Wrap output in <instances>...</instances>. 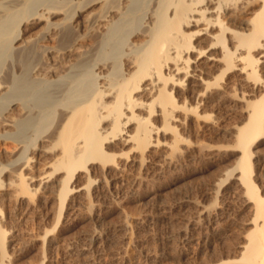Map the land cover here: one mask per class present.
I'll return each instance as SVG.
<instances>
[{
	"label": "bare ground",
	"instance_id": "obj_1",
	"mask_svg": "<svg viewBox=\"0 0 264 264\" xmlns=\"http://www.w3.org/2000/svg\"><path fill=\"white\" fill-rule=\"evenodd\" d=\"M239 1L0 0V73L9 60V70L0 77V140H11L15 151L7 163L0 158V187L5 184L2 174L22 160L37 161L50 170L36 188L34 177H27L26 168L20 169L25 163L20 165L12 171L9 193L0 201L27 213L53 209L60 200L62 215L70 194L73 200L84 201L88 180L96 181L97 193L104 198L106 183L123 186L125 178L145 162L162 168L153 148L162 143L169 147L171 142H162L159 132L162 128L175 132L172 123L182 124L185 118L180 113L193 108L180 102L177 92L186 86L183 95L194 99L202 96L198 88L205 85L215 96L213 103H221L228 85L215 84L218 90L212 81L234 70L237 83L255 98L249 102L251 109L241 111L242 121L231 128L221 126L222 117H211L208 124L237 139L238 175L227 178L230 183L223 187L230 186L236 195L246 188L243 191L255 201L254 229L239 248L242 262L264 264V197L252 178V146L264 139V81L262 89L253 83L264 71V0H242L243 7L237 5ZM248 14L251 17L246 19ZM44 59L51 76L40 72L38 65ZM56 65L68 69L56 71ZM180 73L185 77H176ZM151 117L161 124H153ZM39 191L45 194L37 197ZM98 213L91 217L96 224L103 221ZM5 214L0 208V218ZM16 231L0 225L2 264L9 262L10 250L16 255L20 248ZM88 238L97 240L96 235ZM87 250L82 248L83 253Z\"/></svg>",
	"mask_w": 264,
	"mask_h": 264
},
{
	"label": "rangeland",
	"instance_id": "obj_2",
	"mask_svg": "<svg viewBox=\"0 0 264 264\" xmlns=\"http://www.w3.org/2000/svg\"><path fill=\"white\" fill-rule=\"evenodd\" d=\"M241 2L242 0L237 5ZM241 6L245 4L241 3ZM249 17H251L250 14L245 18ZM145 27L146 24H143L142 29ZM42 43L40 42V46L45 44V42ZM192 56V60H195L197 54L193 53ZM8 61L0 77H4L6 70H9ZM43 62L47 61L44 59ZM42 63L38 66L42 67L40 72L45 75L48 62L43 65ZM58 67L56 65V71L66 72L65 70L68 69V65L60 66L61 69ZM259 72L256 75L259 79L254 82L253 79H256L254 77L251 81L256 83L257 88L262 89L264 71ZM176 77H185V73H180ZM212 82L218 90L220 89L218 87L228 85L225 89L227 98L221 103H213L215 96L209 94L212 92L205 90V85L198 88L202 96L198 95L194 99L183 95V91L188 90L186 86L177 92L178 100L183 104L186 103V107H193L194 111L196 109L197 113L195 114L192 110L188 113V110L186 113L183 111L184 115L180 113L185 118L182 124L172 123L176 128L175 132L165 128L159 132V139L162 142L163 140L171 142L170 148L165 147L162 142L161 146L153 148L156 152L152 155L162 160L160 170L154 168L149 164L150 162H145L144 167L139 168L138 171L135 169L134 173L131 172L130 176L125 178L123 186L116 184L115 187L106 183L105 185L110 187H105L108 197L104 198L100 196L101 193L98 194L100 190H97L96 181L88 180L92 182L88 184L86 181L88 186L84 183L86 186V188L84 186V193L88 195V198L84 197L88 200L85 198L84 201L82 198L73 200V196L71 194L69 196L67 205L72 209L75 206V211L71 209L67 212L68 206H66L63 211L65 214L60 215L61 202L56 200L53 209L39 208L40 211L36 209L39 212L34 210L35 212L29 211L30 213L27 212V214L20 206L13 204V212L12 203L1 201L9 193L7 182L13 177L16 169L25 163L20 169L26 168L23 172L28 175L27 177H34L36 181L32 187L36 188L39 178L50 170L34 160H31L29 164L22 160L13 167L10 166L9 172L2 174L5 184L0 187V208L6 214L4 217L1 215L3 219L0 218V225L8 231L14 227L17 230L16 240L21 243L17 245V248L20 247L16 252L17 256L10 250L11 258L7 264H226V261L233 260L237 263L230 264H246L241 261L242 251L239 247L247 242L248 233L254 229L256 212L254 200L247 191H243L246 188L242 187L240 191L243 194L238 192L237 197L230 190V186L223 187L224 184L230 183L227 178L232 179L233 176L238 175L241 151L237 147L235 137L221 129L211 127L208 123L213 118L222 117L220 120L224 129L236 126L242 121V112L251 109L249 102L255 98L248 95L246 87H241L237 83V72L234 70L228 71L223 76L220 75V78L218 76L217 80ZM216 91L213 90V92ZM208 96L211 99L205 98ZM237 97L243 98V101L232 100ZM142 113L145 115V112ZM150 120L153 124H161L154 117ZM54 126L53 124L50 131ZM173 143L176 145L173 146ZM14 154L11 140H0V158L2 159L0 160L7 163L13 159ZM252 154L255 165L252 178L259 194L264 197V139L252 146ZM39 192L37 197L45 194L42 191ZM98 212L103 220L100 224H96L92 219ZM90 235H96L97 240L89 241ZM20 237L25 239L20 240ZM49 241L52 242L49 243ZM86 246L88 250L83 253L82 248ZM0 264H2L1 261Z\"/></svg>",
	"mask_w": 264,
	"mask_h": 264
}]
</instances>
